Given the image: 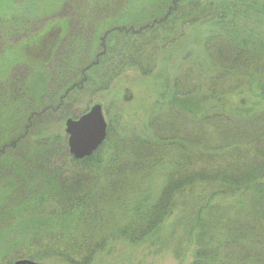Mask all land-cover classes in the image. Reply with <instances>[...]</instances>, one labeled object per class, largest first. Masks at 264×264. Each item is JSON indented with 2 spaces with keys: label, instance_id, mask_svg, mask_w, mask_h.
Here are the masks:
<instances>
[{
  "label": "trees",
  "instance_id": "1",
  "mask_svg": "<svg viewBox=\"0 0 264 264\" xmlns=\"http://www.w3.org/2000/svg\"><path fill=\"white\" fill-rule=\"evenodd\" d=\"M94 5L98 13L124 18L93 44L90 60L73 63L71 56L55 76L43 72L37 91L29 84L22 97L9 102L4 123L8 102L0 88V243L6 232L25 231L27 221H21L38 212H50L52 220L75 217L78 224L68 232L55 222V229L38 235L33 247L43 253L28 259L94 264L112 241L109 230L140 244L180 206L181 242L197 249L192 264H264V0H98ZM198 24L211 29L204 46L207 65L200 64V74L189 69L184 90L174 91L165 123L154 130L156 138L142 142L134 160L114 159L107 166L98 151L78 161L65 137L40 134L45 118L57 110L66 116L63 109L78 95L105 92L132 70L148 77L157 55ZM178 144L160 200L131 205L128 214L136 219L117 227L114 210L125 202L117 190L129 186L128 173L162 168L160 151L167 156ZM101 180L109 182L110 191H102ZM3 183L13 192L4 203Z\"/></svg>",
  "mask_w": 264,
  "mask_h": 264
},
{
  "label": "rangeland",
  "instance_id": "2",
  "mask_svg": "<svg viewBox=\"0 0 264 264\" xmlns=\"http://www.w3.org/2000/svg\"><path fill=\"white\" fill-rule=\"evenodd\" d=\"M73 1L0 0V88L3 89V95L7 96L5 102H8L3 104V123L5 114L10 109L9 102L17 95L22 97L29 84H34L37 91L36 81L43 77V72L52 71L51 74L55 76L57 69L62 71L66 62L72 61L71 56L74 57L73 63L90 60L93 44L98 45L108 27L124 18H120L118 14L121 13L117 12L94 11L95 1L98 0L76 1L77 4L83 1L80 6ZM210 30L205 24L189 27L184 38H180L175 45L168 46L157 55L156 67L148 77L132 70L125 72L105 92L94 91L91 95H78L71 106L63 109L68 112L66 116L62 115L61 110H57L51 118H45L47 123L39 131L40 134L65 137L68 145L66 121L78 120L94 105L99 104L103 107L108 130L106 140L93 155L100 151L107 166L114 159L118 160V164H128L138 154L142 142L152 144L151 140L156 138L154 130L165 123L164 120L171 111L169 103L174 91L184 90L189 69L193 67L200 74V64L207 65L204 46ZM72 48L74 51L71 52ZM68 63L67 67H70ZM204 75L205 78L208 77L207 74ZM179 147V144L172 147L167 156L160 151V155L164 156L162 160H165L163 169L151 168L144 173H128L129 186L117 190L122 196L121 199L125 200L123 204H116L118 211L114 210L117 227L127 226L133 222V218L136 219L134 213L128 214L131 205L157 204L165 186V178L169 174L172 164L170 162L178 158ZM151 162L154 160L148 161L149 164ZM101 188L104 192L111 190L107 180H101ZM11 194L13 192L3 183V203L4 198ZM182 211L177 206L159 231L140 244H131L110 234L112 230H109L107 236L112 241L97 256L94 264H192L197 249L194 245H188V242H181L185 230L177 221L183 218ZM2 213L3 206L0 208V214ZM25 221V231L19 229L3 235L0 243V264H11L16 260H26L28 256L43 253L42 249L33 247L38 235L55 229V222L65 225L68 232L72 226H77L79 220L75 217H53L52 220L50 212H38L21 221V224ZM37 263L65 264L52 257Z\"/></svg>",
  "mask_w": 264,
  "mask_h": 264
},
{
  "label": "water",
  "instance_id": "3",
  "mask_svg": "<svg viewBox=\"0 0 264 264\" xmlns=\"http://www.w3.org/2000/svg\"><path fill=\"white\" fill-rule=\"evenodd\" d=\"M68 147L75 160L81 161L93 156L103 144L108 126L104 117L103 107L94 105L78 120L66 121ZM14 264H39L30 260H19Z\"/></svg>",
  "mask_w": 264,
  "mask_h": 264
},
{
  "label": "bare ground",
  "instance_id": "4",
  "mask_svg": "<svg viewBox=\"0 0 264 264\" xmlns=\"http://www.w3.org/2000/svg\"><path fill=\"white\" fill-rule=\"evenodd\" d=\"M106 138H107V136H106ZM106 138H105V140H106ZM105 140H104V141H105ZM103 143H104V142H103ZM102 145H103V144H102Z\"/></svg>",
  "mask_w": 264,
  "mask_h": 264
}]
</instances>
